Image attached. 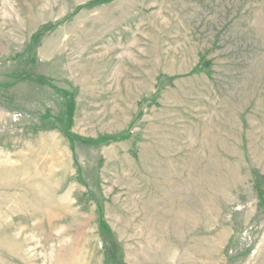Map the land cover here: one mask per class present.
<instances>
[{
  "label": "rangeland",
  "instance_id": "1",
  "mask_svg": "<svg viewBox=\"0 0 264 264\" xmlns=\"http://www.w3.org/2000/svg\"><path fill=\"white\" fill-rule=\"evenodd\" d=\"M0 264H264V0H0Z\"/></svg>",
  "mask_w": 264,
  "mask_h": 264
},
{
  "label": "trees",
  "instance_id": "2",
  "mask_svg": "<svg viewBox=\"0 0 264 264\" xmlns=\"http://www.w3.org/2000/svg\"><path fill=\"white\" fill-rule=\"evenodd\" d=\"M210 62L205 59L204 55L200 56L199 63L196 66L197 71H208Z\"/></svg>",
  "mask_w": 264,
  "mask_h": 264
}]
</instances>
